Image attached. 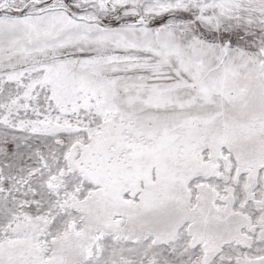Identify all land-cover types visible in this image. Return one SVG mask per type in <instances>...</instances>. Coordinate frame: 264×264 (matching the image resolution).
Instances as JSON below:
<instances>
[{"label": "snow or ice", "instance_id": "6c2138e0", "mask_svg": "<svg viewBox=\"0 0 264 264\" xmlns=\"http://www.w3.org/2000/svg\"><path fill=\"white\" fill-rule=\"evenodd\" d=\"M0 264H264V0H0Z\"/></svg>", "mask_w": 264, "mask_h": 264}]
</instances>
